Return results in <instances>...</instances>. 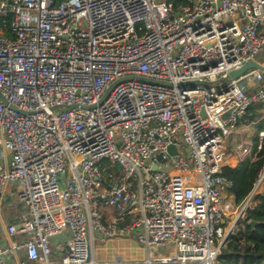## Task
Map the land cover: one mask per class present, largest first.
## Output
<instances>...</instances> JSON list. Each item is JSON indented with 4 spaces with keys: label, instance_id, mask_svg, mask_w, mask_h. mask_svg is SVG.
<instances>
[{
    "label": "built area",
    "instance_id": "built-area-1",
    "mask_svg": "<svg viewBox=\"0 0 264 264\" xmlns=\"http://www.w3.org/2000/svg\"><path fill=\"white\" fill-rule=\"evenodd\" d=\"M262 25L264 0H0V204H24L0 264H108L115 236L145 258L110 264L219 263L264 181L235 205L223 174L253 158L226 140L264 113V69L231 75L264 67Z\"/></svg>",
    "mask_w": 264,
    "mask_h": 264
},
{
    "label": "trees",
    "instance_id": "trees-1",
    "mask_svg": "<svg viewBox=\"0 0 264 264\" xmlns=\"http://www.w3.org/2000/svg\"><path fill=\"white\" fill-rule=\"evenodd\" d=\"M179 2L180 0H175ZM261 113V105L252 106L240 120L248 123ZM264 130V122L258 127ZM258 136L252 140L253 158L245 157L236 166H225L223 174L231 180L228 189L235 205H240L252 191L260 169L264 166V136L257 149ZM254 206L246 210L234 232L228 236L220 249L217 264H264V181L263 191L254 194ZM254 221L255 224H251Z\"/></svg>",
    "mask_w": 264,
    "mask_h": 264
},
{
    "label": "rangeland",
    "instance_id": "rangeland-1",
    "mask_svg": "<svg viewBox=\"0 0 264 264\" xmlns=\"http://www.w3.org/2000/svg\"><path fill=\"white\" fill-rule=\"evenodd\" d=\"M260 28L261 31L264 32V25H262ZM263 52L264 49L262 53ZM259 122H264V113H262L260 117L257 116V118L251 122H240L238 125V131L241 135V139H239V141L243 144L251 146L252 140L258 136V131L260 129L257 127ZM181 142L182 146L179 148V153L184 156L185 160L191 165L193 162L189 155L188 146L183 140H181ZM23 206V202H20L14 193V186L12 182L8 183L5 188L3 200L0 204V212L4 221L6 223L17 221ZM14 238L18 237L14 236ZM107 240L105 242L96 241L94 243V258L98 262L110 264L114 261L116 253H120L125 261L141 263V261L144 260L145 249L135 238L115 236L108 238ZM18 254L20 257H22L21 251H19Z\"/></svg>",
    "mask_w": 264,
    "mask_h": 264
},
{
    "label": "crops",
    "instance_id": "crops-1",
    "mask_svg": "<svg viewBox=\"0 0 264 264\" xmlns=\"http://www.w3.org/2000/svg\"><path fill=\"white\" fill-rule=\"evenodd\" d=\"M263 53H264V52H263ZM263 53H261V55H260L261 59L264 58V54H263ZM239 139H241V135H240V133H239V131H238L237 134H233V135L229 136V137L227 138V140H226V143H227L228 147L232 148V147H234L235 145L240 144ZM251 148H252V147H251ZM236 165H237V164H236ZM236 165H234V166H236ZM262 191H263V186L260 188V191H259V192H262ZM109 213H111V211L108 210V211H107V214H109ZM112 213H113V211H112ZM127 238H134V237H127ZM113 239H114V238H113ZM109 240H110V239H109ZM109 240H107V241L110 242ZM144 258H145V257H144ZM115 261H121L122 263H131L130 261H125V260L123 259V257L121 256L120 253H116L115 259H114V261L111 262V263H115ZM142 261H143V260H142Z\"/></svg>",
    "mask_w": 264,
    "mask_h": 264
},
{
    "label": "water",
    "instance_id": "water-1",
    "mask_svg": "<svg viewBox=\"0 0 264 264\" xmlns=\"http://www.w3.org/2000/svg\"><path fill=\"white\" fill-rule=\"evenodd\" d=\"M251 67H258V68H262V69H264V67H262L261 65H259L257 62H248V63L244 64L241 68H239V69H237V70H235V71H232V72H231V75H232V77H236L237 75L243 73L247 68H251ZM189 84L194 85L195 82H190ZM168 151H169L171 154H173L174 151H175V147H174V145H169V146H168ZM155 167H156V165L153 166V168H155ZM250 223H251V224H255L254 221H250Z\"/></svg>",
    "mask_w": 264,
    "mask_h": 264
}]
</instances>
